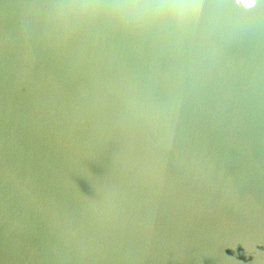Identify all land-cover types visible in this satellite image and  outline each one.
I'll return each instance as SVG.
<instances>
[{
    "label": "water",
    "instance_id": "95a60500",
    "mask_svg": "<svg viewBox=\"0 0 264 264\" xmlns=\"http://www.w3.org/2000/svg\"><path fill=\"white\" fill-rule=\"evenodd\" d=\"M0 264H264V0H0Z\"/></svg>",
    "mask_w": 264,
    "mask_h": 264
},
{
    "label": "clouds",
    "instance_id": "9594fccd",
    "mask_svg": "<svg viewBox=\"0 0 264 264\" xmlns=\"http://www.w3.org/2000/svg\"><path fill=\"white\" fill-rule=\"evenodd\" d=\"M245 7H253L257 3V0H242Z\"/></svg>",
    "mask_w": 264,
    "mask_h": 264
}]
</instances>
